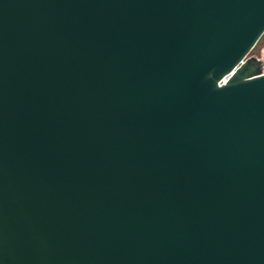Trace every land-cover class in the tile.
Returning a JSON list of instances; mask_svg holds the SVG:
<instances>
[{"label":"water","instance_id":"1","mask_svg":"<svg viewBox=\"0 0 264 264\" xmlns=\"http://www.w3.org/2000/svg\"><path fill=\"white\" fill-rule=\"evenodd\" d=\"M264 0H0V264H264Z\"/></svg>","mask_w":264,"mask_h":264},{"label":"trees","instance_id":"2","mask_svg":"<svg viewBox=\"0 0 264 264\" xmlns=\"http://www.w3.org/2000/svg\"><path fill=\"white\" fill-rule=\"evenodd\" d=\"M263 47H264V35L262 36L256 47L253 49L251 55H257L260 57L262 54Z\"/></svg>","mask_w":264,"mask_h":264},{"label":"rangeland","instance_id":"3","mask_svg":"<svg viewBox=\"0 0 264 264\" xmlns=\"http://www.w3.org/2000/svg\"><path fill=\"white\" fill-rule=\"evenodd\" d=\"M260 57L264 59V47H263V49H262V54H261Z\"/></svg>","mask_w":264,"mask_h":264}]
</instances>
